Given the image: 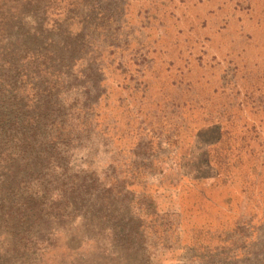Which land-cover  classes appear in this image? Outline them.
Wrapping results in <instances>:
<instances>
[{"label":"rangeland","instance_id":"374dc122","mask_svg":"<svg viewBox=\"0 0 264 264\" xmlns=\"http://www.w3.org/2000/svg\"><path fill=\"white\" fill-rule=\"evenodd\" d=\"M114 11L119 28L101 36L113 53L97 52L108 94L99 125L109 123L108 134L94 131L96 147L81 148L75 163L89 161L100 178L114 168L133 182L123 197L152 199L162 216L176 209L179 231L165 216L148 218L154 249L99 260L92 244L69 242L81 234L70 216L50 225L57 234L44 259L264 264V0H121Z\"/></svg>","mask_w":264,"mask_h":264},{"label":"trees","instance_id":"16d2710c","mask_svg":"<svg viewBox=\"0 0 264 264\" xmlns=\"http://www.w3.org/2000/svg\"><path fill=\"white\" fill-rule=\"evenodd\" d=\"M120 1L0 0V264H51L44 259L57 234L50 225L70 216L81 234L69 242L92 244L99 260L154 249L148 218L165 216L179 231L176 209L162 216L152 199L123 197L133 182L114 168L100 178L90 154L85 168L75 163L81 148L96 147L94 131L108 134L109 123L99 125L108 94L97 52L113 47L101 36L111 24L119 28ZM60 179L64 187L54 192Z\"/></svg>","mask_w":264,"mask_h":264}]
</instances>
